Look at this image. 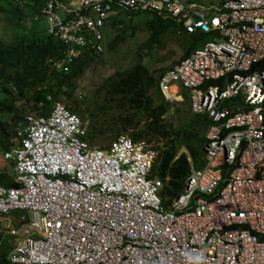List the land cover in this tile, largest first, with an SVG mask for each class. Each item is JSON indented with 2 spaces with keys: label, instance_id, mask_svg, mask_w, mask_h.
Wrapping results in <instances>:
<instances>
[{
  "label": "built area",
  "instance_id": "2783aa9c",
  "mask_svg": "<svg viewBox=\"0 0 264 264\" xmlns=\"http://www.w3.org/2000/svg\"><path fill=\"white\" fill-rule=\"evenodd\" d=\"M114 7L210 36L158 80L163 97L186 91L190 112L209 119L204 165L190 166L166 206L151 176L157 152L144 141L93 146L83 120L58 102L26 114L3 156L14 185H0V217L21 212L17 228L4 225L18 237L7 262L264 264V0H48V34L67 45L48 62L65 72L83 50L101 53Z\"/></svg>",
  "mask_w": 264,
  "mask_h": 264
},
{
  "label": "trees",
  "instance_id": "16d2710c",
  "mask_svg": "<svg viewBox=\"0 0 264 264\" xmlns=\"http://www.w3.org/2000/svg\"><path fill=\"white\" fill-rule=\"evenodd\" d=\"M48 0H0V32L10 30L8 39L0 34V157L14 145L15 129L26 114L45 115L51 106L62 96L71 97L74 92V80L80 77L86 67L94 60L96 54L83 50L79 57L69 65L67 71L56 70L48 61H59L67 45L48 34L47 24L41 10ZM67 0H58L59 3ZM113 14L106 26L115 32L108 45L113 49L139 27L133 25V16L142 15L143 24L150 38L145 48L160 44V38L167 31L179 32L182 54L179 59L166 67L150 70L141 58L123 72H115L102 85L109 100L119 110L118 118L104 127L100 115H105V105L97 106L90 115L86 130L89 141L113 131L110 141L118 136L128 134L132 140L147 143H161L153 146L157 151L152 166L151 176L162 182L161 196L164 205L168 206L182 190L190 174V166L199 169L204 165L201 150L204 134L210 121L205 115H185L177 125L167 123L164 116L169 110L167 101L162 100L158 89L161 74L173 64L188 56L194 44L202 38L200 33H187L182 19L161 17L146 11L132 13L113 8ZM186 41L189 45L185 46ZM261 68H264V63ZM157 73V75H155ZM159 99L154 103V97ZM21 101L30 105L32 113H25ZM39 104L42 105L39 106ZM77 108V106H76ZM70 109V108H69ZM73 112L77 109L71 108ZM91 138V139H90ZM183 150V151H182ZM5 160V159H4ZM9 169L0 171V185L12 186L14 182ZM13 236L0 233V264H9L6 260Z\"/></svg>",
  "mask_w": 264,
  "mask_h": 264
},
{
  "label": "rangeland",
  "instance_id": "374dc122",
  "mask_svg": "<svg viewBox=\"0 0 264 264\" xmlns=\"http://www.w3.org/2000/svg\"><path fill=\"white\" fill-rule=\"evenodd\" d=\"M203 6H219L221 0H190ZM133 25L139 24V27L134 30V33L130 35L128 32L121 43H118L113 49H109L108 45L115 36V32L109 29L107 26L102 28L103 34V51L95 55L94 60L86 67L84 73L74 80V92L71 97L67 98L62 96L57 102L64 104L68 108L77 109L75 113L83 120L86 128L90 123V115L88 113L94 112L97 106L105 105L106 114L100 115L104 121V127H108L111 122H114L118 118L119 110L115 108L113 101L109 100L102 88L103 83L107 78L112 76L115 72H123L133 66L139 58L141 61L150 68V70L158 69L160 67H166L177 61L182 54V48L180 45V33L167 31L160 38V44L152 46L150 49L145 48V43L150 38L149 32L142 27L143 18L142 15L133 16ZM1 38L8 39L10 36V30L0 32ZM210 39V36L203 34L202 38L194 44V49H199L203 44ZM189 45V41H186L185 46ZM157 75V73H155ZM182 94L174 95L170 98L163 97L162 100L168 99L169 110L164 116L167 123L177 125L178 122L187 114H191L189 109V103L185 98L187 96L186 91H182ZM1 97V95H0ZM154 97V96H153ZM159 99L154 97V103H157ZM166 101V100H165ZM18 105L24 106L25 113H32L29 110L30 105H25L21 101L17 102ZM77 106V108H76ZM35 114V113H33ZM114 132L106 131L98 137L87 139L91 145L106 148L113 141H110ZM129 136L128 134H124ZM149 147L160 146L161 143H147ZM183 151V150H182ZM157 152V151H156ZM9 169L8 163L4 158L0 157V171L3 169ZM6 170V169H5ZM11 174V171H10ZM21 212H12L6 217H0V233L6 234V226L14 225L18 227L16 219ZM10 238L8 242L12 245L18 240L17 235Z\"/></svg>",
  "mask_w": 264,
  "mask_h": 264
},
{
  "label": "crops",
  "instance_id": "0c3cea01",
  "mask_svg": "<svg viewBox=\"0 0 264 264\" xmlns=\"http://www.w3.org/2000/svg\"><path fill=\"white\" fill-rule=\"evenodd\" d=\"M75 2V0H67L66 2H62L63 3V5H65V6H69V5H71L72 3H74ZM10 248H11V246H10Z\"/></svg>",
  "mask_w": 264,
  "mask_h": 264
}]
</instances>
